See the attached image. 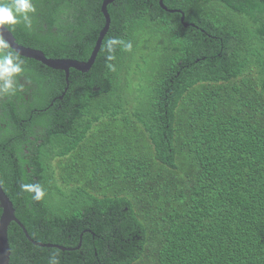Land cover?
<instances>
[{"label": "trees", "instance_id": "16d2710c", "mask_svg": "<svg viewBox=\"0 0 264 264\" xmlns=\"http://www.w3.org/2000/svg\"><path fill=\"white\" fill-rule=\"evenodd\" d=\"M102 1L31 0L5 26L85 61ZM162 2L180 13L109 3L94 62L67 82L0 47L22 68L0 92V184L52 245L10 222L8 264H264V0Z\"/></svg>", "mask_w": 264, "mask_h": 264}, {"label": "water", "instance_id": "95a60500", "mask_svg": "<svg viewBox=\"0 0 264 264\" xmlns=\"http://www.w3.org/2000/svg\"><path fill=\"white\" fill-rule=\"evenodd\" d=\"M112 1L114 0H103L100 5V11L104 17V24L98 33V36L95 40L94 46L90 52L89 57L85 61H78L75 59H66V58L46 57L41 50L28 47V46H24L22 44L17 43L12 33L5 25L0 26V32L3 33V35H0V37L4 41V43L7 44L18 55L40 61L41 63H43L44 65L50 68L62 70L65 74V79L67 82L70 68L76 69L81 72H85V71H88V69L91 67L92 63L94 62V59L101 45V41L109 26L110 18H109L106 7ZM158 4L163 10H166L168 12L180 13V11L177 9H168L163 4L162 0H158ZM183 19H184V15L182 14L180 20L185 27L188 25L194 26L193 23H186L184 22ZM0 209H1V213H0V264H8L10 248H9V243H8V238H7V228L10 222H15L22 229L26 238L29 239L31 242H33V240L30 239L24 226L16 218L14 214V208H13L12 202L10 201L9 197L5 194L1 184H0ZM33 243L40 245V246H52L50 244L46 245V244H40L38 242H33ZM57 247H59L60 249H63L60 246H57Z\"/></svg>", "mask_w": 264, "mask_h": 264}, {"label": "clouds", "instance_id": "9594fccd", "mask_svg": "<svg viewBox=\"0 0 264 264\" xmlns=\"http://www.w3.org/2000/svg\"><path fill=\"white\" fill-rule=\"evenodd\" d=\"M35 8L31 0H14L11 5L0 4V26L17 24L18 17H22L25 23L29 22L28 13L34 12ZM0 47H6L0 41ZM22 71L21 65L11 53L0 56V92H9L14 88L13 77ZM22 188L34 193L33 199L40 200L45 195L39 184L22 185ZM51 264H57L53 259Z\"/></svg>", "mask_w": 264, "mask_h": 264}, {"label": "snow or ice", "instance_id": "6c2138e0", "mask_svg": "<svg viewBox=\"0 0 264 264\" xmlns=\"http://www.w3.org/2000/svg\"><path fill=\"white\" fill-rule=\"evenodd\" d=\"M0 35H3V33H2V32H0ZM5 38H7V37H5Z\"/></svg>", "mask_w": 264, "mask_h": 264}]
</instances>
